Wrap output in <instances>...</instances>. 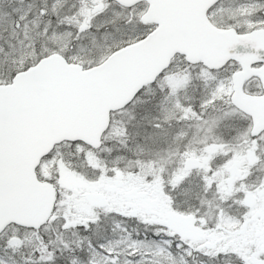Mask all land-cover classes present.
<instances>
[{"label":"snow or ice","instance_id":"1","mask_svg":"<svg viewBox=\"0 0 264 264\" xmlns=\"http://www.w3.org/2000/svg\"><path fill=\"white\" fill-rule=\"evenodd\" d=\"M0 264H264V0H0Z\"/></svg>","mask_w":264,"mask_h":264}]
</instances>
